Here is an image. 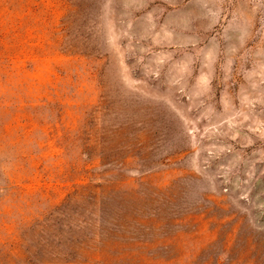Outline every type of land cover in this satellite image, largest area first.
Segmentation results:
<instances>
[{
  "label": "rangeland",
  "instance_id": "obj_1",
  "mask_svg": "<svg viewBox=\"0 0 264 264\" xmlns=\"http://www.w3.org/2000/svg\"><path fill=\"white\" fill-rule=\"evenodd\" d=\"M0 264H264V0H0Z\"/></svg>",
  "mask_w": 264,
  "mask_h": 264
}]
</instances>
